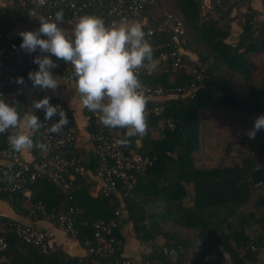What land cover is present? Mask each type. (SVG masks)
I'll list each match as a JSON object with an SVG mask.
<instances>
[{"label": "trees", "instance_id": "1", "mask_svg": "<svg viewBox=\"0 0 264 264\" xmlns=\"http://www.w3.org/2000/svg\"><path fill=\"white\" fill-rule=\"evenodd\" d=\"M243 1L247 4L246 0ZM158 3L159 0H155L153 5L145 7L140 20ZM175 11L181 17L177 16L187 36L185 49L194 53L197 59L193 63L182 56V61L173 65L168 34L158 30L148 38L153 48V60H160L142 79L151 87H163L166 93L160 100H149L146 108L152 104L160 105L162 115L172 121L174 127L159 130L157 116L146 111L147 134L132 137L130 143L123 146L138 153L146 162L142 171L132 176L129 194L122 200V213L111 230L114 250L107 252L106 256L88 250L97 246L93 224L115 219L114 211L120 207V200L114 193L107 196L97 192L95 196L89 194L94 188L89 180L98 166L91 114L84 110L92 148L86 157L75 146L76 133L71 116L63 108L74 129V138L65 149L84 168L85 176L74 173L67 188L47 176L33 181L26 179L25 187L30 196L25 199L19 191H11L12 183L3 179V173L8 172L7 166L13 168L14 165L0 160V201L17 216L31 221L48 220L59 228V216L71 208L70 216L76 232H65L87 250V255H70L57 245L41 251L7 229L13 222L20 221L0 214V225H3L0 235L5 240L0 258L7 264L119 263L123 258H131L121 253L124 243L121 228L126 223L131 224L137 240L148 244L149 251L137 259L140 264H219L224 256L234 264H243L244 260L257 259L261 253L264 245V130L259 131L255 139H249L246 132L253 127L254 119L264 114V105L259 102L264 79L253 74V57L264 56V20L247 4L243 11L235 12L234 22L238 23L240 31L234 42H227L230 24L234 23L232 20L196 23L197 4L194 0H175ZM158 21L142 22L143 30L156 27ZM39 26L40 23L36 27ZM6 30L7 27L0 24V33H8ZM6 43L0 39V51ZM49 56L53 61L58 60L50 53ZM22 71L26 77L25 87L17 89L6 85L2 89L9 103H19L21 116L25 110L28 83L24 66ZM191 85L194 86L189 93L187 90ZM212 104L232 107L247 119L240 138L245 141L249 153L239 162L198 168L194 163L199 148L198 111ZM114 130L119 139L124 137L126 129ZM9 134H1L0 139ZM33 139L36 141L35 136ZM0 147L9 148L2 140ZM37 150H30L33 159L28 162L19 154L20 160L29 167L24 172L25 178L37 161ZM38 228L50 232L49 241L52 232ZM251 245L259 247V251H251ZM259 261L264 264V255Z\"/></svg>", "mask_w": 264, "mask_h": 264}, {"label": "built area", "instance_id": "2", "mask_svg": "<svg viewBox=\"0 0 264 264\" xmlns=\"http://www.w3.org/2000/svg\"><path fill=\"white\" fill-rule=\"evenodd\" d=\"M197 4L196 23L207 21H214L218 23L227 22V20L236 21L235 12L237 10L243 11L247 4L252 0H194ZM263 10L264 20V0H260ZM155 0H46L45 4L38 6L37 0H15V4L22 10L36 13L31 16L28 25L22 31H33L34 27L40 21L39 17L54 18L57 11H63L64 20L76 23L79 17L83 15H95L101 17L106 25L120 24L121 22H139L140 14L145 7L151 6ZM246 4V5H245ZM233 18V19H231ZM259 19V18H258ZM230 22V21H229ZM164 30L168 34L170 55L173 57V65H178L182 61L181 50L185 49L187 43V36L185 33L182 21L175 15L163 14L161 21L156 27H148L144 31L148 39L155 31ZM0 39L6 41V45L0 51V93L3 94V87L6 85H13L17 89L26 86V77L23 74L22 68L29 58L27 54L20 48L22 37L19 33L13 37L8 33H0ZM57 67L53 68L59 78L63 81H73L72 67L66 65L63 60H54ZM151 70H140L139 79L144 87V94L147 101L154 97L164 96L166 90L163 87H151L146 84L142 76L150 74ZM16 77L24 78V85L15 83ZM198 82V77L196 76ZM191 85L187 92L191 93L193 90ZM4 97V94H3ZM259 102L264 105V92L260 94ZM53 105H61L50 100ZM147 112H152L158 118L159 130L172 129L174 123L162 115V107L157 104H152L146 108ZM34 114L42 122L43 127L35 135V140L41 141L48 146L46 152L37 150V161L34 167L28 172V177L25 178L24 172L29 170L28 165L20 160L19 153L12 152L7 147H0V160L14 165L13 168L7 166V170L14 181L10 186V190L19 191L25 199L30 196V191L25 187L26 179L33 181L36 178L47 176L48 178L57 180L64 188H67L73 180L74 173L84 175V168L78 164L74 155H70L66 151V147L72 142L74 138V129L71 124H68L58 134L49 133L47 129L52 123L59 120V115L52 118L51 121L45 120L44 110H34ZM93 124V138L94 150L98 160V166L95 169L94 176L89 180L91 183L95 181L94 189L97 193L105 196L114 193L119 195L120 207L114 211L115 219L108 222H95L93 224V236L97 242L95 248H88L89 251L95 250L101 256H106L107 252L113 251V235L111 230L118 222V217L122 213V200L127 198L129 190L132 185V176L142 171L146 159L142 158L138 153L131 152L124 149L123 146L117 145L116 141L118 133L114 129L105 128L100 122V113L90 112ZM9 134V133H6ZM1 135V134H0ZM4 144H7V136L0 139ZM72 209L59 216V226L66 232L74 234L76 232L71 218ZM3 225H0V233L3 232ZM10 231L16 234L24 242L37 247L41 251H45L48 246V237L50 232L38 227H29L23 225L21 222H13L9 227ZM107 236V237H104ZM5 247V240L0 235V251ZM253 252L259 251V247L250 246ZM261 252H264V245L261 246ZM257 259L253 261L244 260L243 264H259L260 253ZM0 264H7L3 258H0ZM106 264H140V261L133 258H123L120 262H109ZM162 264H167L163 262Z\"/></svg>", "mask_w": 264, "mask_h": 264}, {"label": "clouds", "instance_id": "3", "mask_svg": "<svg viewBox=\"0 0 264 264\" xmlns=\"http://www.w3.org/2000/svg\"><path fill=\"white\" fill-rule=\"evenodd\" d=\"M45 2L37 0L38 6ZM30 15L35 16L36 13L33 11ZM38 19V29L19 32L22 37L20 48L27 54L37 51L50 53L66 65L70 64L74 88L82 105L90 112L100 113V122L105 128L126 129L124 137L116 141L117 145L126 146L132 137L145 136L148 101L139 72L149 70L153 48L142 25L126 21L106 25L101 17L83 15L69 33L58 26L64 20L62 10L57 11L54 18ZM33 63L38 65V70L28 73L32 88L55 91L60 84V78L51 71L57 67L56 62L49 55H36ZM15 83L24 85V78L16 77ZM34 109L44 110V121H51L59 115V120L47 129L49 133L58 134L69 124L64 109L51 104L47 96L34 100L21 116L19 103H9L0 93V134L10 133L7 142L14 153L48 150L45 143L33 139L43 127ZM261 130H264V114L254 119L253 127L247 130L246 135L249 139H255ZM3 179L8 183L14 181L7 171L3 173ZM199 244L200 241L197 247Z\"/></svg>", "mask_w": 264, "mask_h": 264}, {"label": "crops", "instance_id": "4", "mask_svg": "<svg viewBox=\"0 0 264 264\" xmlns=\"http://www.w3.org/2000/svg\"><path fill=\"white\" fill-rule=\"evenodd\" d=\"M254 12L263 18V10L260 0H252L248 4ZM31 13L20 9L12 0H0V24L2 27H7L6 32L9 35L15 37L20 31H22L31 20ZM40 23V21L38 22ZM75 23L63 20L58 26L65 29L69 33L72 31V27ZM37 26V25H36ZM34 27L33 30L38 29ZM240 31L238 23L234 22L230 24V32L226 38L227 42H234L235 37ZM46 38V37H42ZM181 54L184 59L188 61H196L197 57L191 51L186 49L181 50ZM36 55H49V53H40L39 51L30 54L28 61L24 64V69L27 73L29 71L38 70V65L33 63V59ZM161 56L160 58H162ZM160 59H155L149 64V69L153 70ZM253 68L254 71L258 72V79H264V56L253 57ZM54 76L56 74L54 69H51ZM264 92V91H263ZM45 96L49 97L50 100L58 102L62 108L66 109L71 116V120L76 133L75 146L81 149V154L88 156V153L92 150L90 137L86 131L87 115L84 112H90L85 108L80 100L79 94L75 91L73 81H63L60 79V84L55 91L33 89L32 82L28 79L27 88L24 96V109L29 108L34 100H39ZM161 97H154L153 100H160ZM35 110V109H34ZM33 110V112H34ZM198 127H199V148L195 156V166L198 168H210L218 164L215 162L214 165H208L207 161H203L200 158L218 156L223 160V164H229L233 162H239L243 155L249 153L248 146L241 140V132L244 126L247 124V119L241 112L226 106H216L212 104L207 108L198 111ZM216 131H221L223 134L216 136ZM208 136V149L204 145V138ZM214 137V139H213ZM223 146V147H221ZM23 161H31L33 159L30 150L19 153ZM214 158V157H213ZM211 158V159H213ZM4 163V162H3ZM93 186L95 181H92ZM89 194L95 196L96 190L93 188L89 191ZM0 214L9 216L15 220L29 224L32 226H38L47 228L52 232V236L49 238V246L57 245L62 250L70 255H77L84 257L87 255V250L80 246L77 240L68 236L66 232L50 223L48 220H34L31 221L26 217L17 216L5 202L0 201ZM122 235L124 237V243L122 246L121 253L124 256L131 257L133 259H139L141 254L149 251L148 244L137 240L133 235L132 226L130 223H126L121 228ZM252 233V232H251ZM264 255V252L260 253V256ZM219 264H234L224 256Z\"/></svg>", "mask_w": 264, "mask_h": 264}, {"label": "rangeland", "instance_id": "5", "mask_svg": "<svg viewBox=\"0 0 264 264\" xmlns=\"http://www.w3.org/2000/svg\"><path fill=\"white\" fill-rule=\"evenodd\" d=\"M165 13L180 17L178 15L179 13L177 11H175V0H159V3L156 6V8L153 9V11L151 13H148L147 16L142 18V22H144L145 24H151V22H153L154 20H159L158 22H160L163 14H165ZM253 74L256 77V75H258L257 70H255L253 72ZM220 134H223V133L221 131H216V136H220ZM213 139H214V137H213ZM208 142H209L208 136H206L204 138V145H205V147H207V149L209 147L208 145H210ZM221 147H223V146H221ZM213 157L211 156V157H208L207 159L204 157V159L203 158H200V159L203 161H207L208 165H214L215 162H218V164H223V160L221 158H217L218 156L217 157L213 156ZM211 158H213V159H211Z\"/></svg>", "mask_w": 264, "mask_h": 264}]
</instances>
